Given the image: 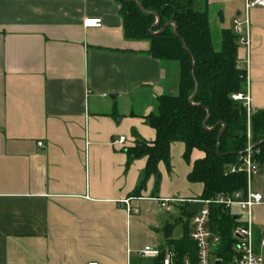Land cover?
<instances>
[{"label":"crops","instance_id":"crops-1","mask_svg":"<svg viewBox=\"0 0 264 264\" xmlns=\"http://www.w3.org/2000/svg\"><path fill=\"white\" fill-rule=\"evenodd\" d=\"M194 8L207 13L218 50L221 31L244 19V0ZM118 10L113 0H0V264H158L139 252L188 235L186 203L201 201L203 186L187 176L204 155L193 151L187 163L184 145L172 143L138 196L147 158L126 155L137 137L155 141L144 118L158 98L177 95L180 67L150 57L148 42L126 40ZM89 18L102 27L86 29ZM248 22V63L239 46L237 63L255 112L264 110V8ZM248 189L262 196L251 221L264 259V165ZM177 223L184 236L175 239Z\"/></svg>","mask_w":264,"mask_h":264},{"label":"trees","instance_id":"trees-1","mask_svg":"<svg viewBox=\"0 0 264 264\" xmlns=\"http://www.w3.org/2000/svg\"><path fill=\"white\" fill-rule=\"evenodd\" d=\"M113 1L119 7L126 40L148 42L150 57L176 62L180 67L177 95L158 98L155 112L144 118L155 132V141L147 144L137 137V144L126 150L128 162L147 158L132 195L140 194L149 177H158L157 166L168 163L170 146L175 142L184 145L183 158L187 163L193 151L204 155L192 164L187 176L189 183L203 186L202 201L237 192L244 194L246 177L227 171L230 166L240 164L248 123L252 158L260 167L264 165V110L247 117L243 104L231 99L243 92L245 83V72L237 67V38L231 30H222L220 49L215 50L207 13L194 8L196 0ZM211 214L214 230L228 246L233 218L217 209ZM165 235L169 237V232ZM167 244L181 255L193 251L186 232L180 241L168 240ZM228 255L222 252L217 256L224 260Z\"/></svg>","mask_w":264,"mask_h":264},{"label":"built area","instance_id":"built-area-1","mask_svg":"<svg viewBox=\"0 0 264 264\" xmlns=\"http://www.w3.org/2000/svg\"><path fill=\"white\" fill-rule=\"evenodd\" d=\"M264 8V0H244V19H235L232 22V34L237 38V44L246 51L245 64L248 60V13L252 9ZM86 29H99L102 27L101 19L89 18L83 23ZM239 70L245 72V83L242 93L231 96L235 102H240L246 109L247 117L253 110L251 108L248 95V79L246 67L243 68L237 63ZM124 137H119L113 141V145H122ZM252 139L249 123L246 130L245 152L240 158V164L230 166L229 174H243L247 180V189L244 194L237 192L231 196H219L213 201H192L186 203L185 220L187 222L188 240L193 245L192 252L180 254L173 247L166 245L164 248L144 247L139 255L144 258L157 259L158 264H215L217 260L221 264H264V259L259 251L254 247L253 225L251 221V211L254 207L262 205V196L253 193L248 186L254 176L260 171V165L253 158ZM38 148H43V143L37 144ZM170 200H164L160 203V209L169 211ZM128 214H137L138 210L131 208L129 200L122 202ZM213 209L221 210L233 218V225L230 231V243H225L219 232L214 230L211 213ZM234 210L240 211L241 216L234 213ZM260 249L264 248V240L260 241ZM222 252L229 255L219 258ZM88 264H97L91 262Z\"/></svg>","mask_w":264,"mask_h":264},{"label":"rangeland","instance_id":"rangeland-1","mask_svg":"<svg viewBox=\"0 0 264 264\" xmlns=\"http://www.w3.org/2000/svg\"><path fill=\"white\" fill-rule=\"evenodd\" d=\"M216 41H217V38H216V36L214 35V32H213V36H212V43H213V47H214V49L215 50H218L217 49V47H216V45H217V43H216ZM219 41V40H218ZM240 48V47H239ZM244 88V87H243ZM234 213L235 214H237V215H239V216H241L242 215V213L240 212V211H237V210H234ZM176 222V221H175ZM183 227L184 226H182V225H180V224H178L177 223V225L173 228V232H172V237L173 238H181V237H183L184 236V229H183Z\"/></svg>","mask_w":264,"mask_h":264},{"label":"water","instance_id":"water-1","mask_svg":"<svg viewBox=\"0 0 264 264\" xmlns=\"http://www.w3.org/2000/svg\"><path fill=\"white\" fill-rule=\"evenodd\" d=\"M195 93H196V89L194 90V94H195ZM204 128H206V124H204ZM223 131H224V128H223V130L219 133V135H218V137H217V141H218V142H219V140H220V137H221ZM216 152H217V154L219 153V146H218V144H217V151H216ZM215 264H221V261H220V260H217Z\"/></svg>","mask_w":264,"mask_h":264}]
</instances>
